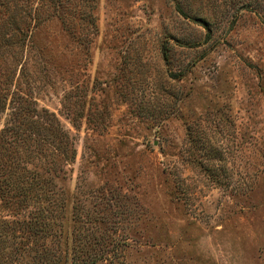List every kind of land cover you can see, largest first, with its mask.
I'll use <instances>...</instances> for the list:
<instances>
[{
  "label": "rangeland",
  "instance_id": "1",
  "mask_svg": "<svg viewBox=\"0 0 264 264\" xmlns=\"http://www.w3.org/2000/svg\"><path fill=\"white\" fill-rule=\"evenodd\" d=\"M38 1L27 14L41 23L23 51L13 34L4 59H20L16 75L25 60L22 93L75 148L46 241L58 264H70L74 231L97 264H264V11L217 28L207 54L170 39L165 65L159 43L199 30L171 0Z\"/></svg>",
  "mask_w": 264,
  "mask_h": 264
},
{
  "label": "trees",
  "instance_id": "2",
  "mask_svg": "<svg viewBox=\"0 0 264 264\" xmlns=\"http://www.w3.org/2000/svg\"><path fill=\"white\" fill-rule=\"evenodd\" d=\"M171 1L176 13L192 21L199 30L196 35L183 33L159 43V58L165 65L174 58L170 39L186 50L203 47L202 54H207L217 44V28L233 26L241 11L255 14L264 11V0H195V9L186 0ZM21 3L22 9H19L14 0H7L6 13L0 17V206L8 211L7 215L0 216V264H58V248L47 245L46 241L53 242L57 237L54 228L60 224L65 205L58 180L64 177L67 163L75 157V148L57 118L47 109H38L32 98L22 93L18 79L25 60L16 75L20 59L11 64L4 59L15 60L17 48L13 50V45L10 46L13 34L18 36V51H23L31 27L41 23L39 15L31 17L27 14L34 0H22ZM40 5L37 0L35 10ZM63 5L60 0L53 1L55 8ZM33 19L36 22L30 26ZM209 42L211 45L204 47ZM193 64L195 58L183 61L182 74ZM125 94V98H131ZM155 99V95L150 96V102ZM163 104L161 102L159 106ZM73 219L83 221L78 210ZM85 238L88 237L80 231L72 233L74 244L70 264H97L102 259L101 256L83 254Z\"/></svg>",
  "mask_w": 264,
  "mask_h": 264
}]
</instances>
